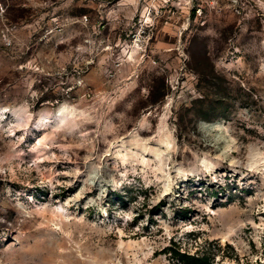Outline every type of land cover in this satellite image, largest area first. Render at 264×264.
I'll return each mask as SVG.
<instances>
[{
	"label": "rangeland",
	"instance_id": "374dc122",
	"mask_svg": "<svg viewBox=\"0 0 264 264\" xmlns=\"http://www.w3.org/2000/svg\"><path fill=\"white\" fill-rule=\"evenodd\" d=\"M172 250L264 264V0H0V264Z\"/></svg>",
	"mask_w": 264,
	"mask_h": 264
},
{
	"label": "trees",
	"instance_id": "16d2710c",
	"mask_svg": "<svg viewBox=\"0 0 264 264\" xmlns=\"http://www.w3.org/2000/svg\"><path fill=\"white\" fill-rule=\"evenodd\" d=\"M172 252L173 258H175V263L178 264H213V260L210 259L209 255L206 253L199 255L179 252L178 250H172Z\"/></svg>",
	"mask_w": 264,
	"mask_h": 264
}]
</instances>
